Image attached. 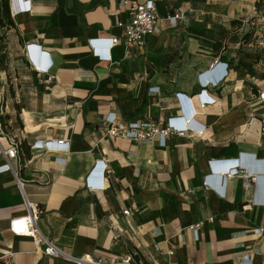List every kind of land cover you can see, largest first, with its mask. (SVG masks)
Segmentation results:
<instances>
[{
  "label": "crops",
  "instance_id": "obj_1",
  "mask_svg": "<svg viewBox=\"0 0 264 264\" xmlns=\"http://www.w3.org/2000/svg\"><path fill=\"white\" fill-rule=\"evenodd\" d=\"M26 1L27 9H14ZM184 1L160 5L158 31L129 51L109 44L122 34L117 22L129 16L120 0H11L14 25H0V166L13 143L18 157L15 171L0 172V264H69L10 231V220L29 212L26 197L42 209L40 232L77 255L130 253L133 264H264V82L251 57L238 67L226 49L230 30L204 21L227 13L228 4H209L195 24L186 14L171 24L167 14L191 9ZM97 39L110 60L95 54ZM28 45L50 54L51 81L36 71ZM217 61L229 64L228 76L209 90L215 103L201 107L200 74ZM222 74L218 68L211 76ZM179 93L189 99L185 109ZM110 112L163 121L183 114L204 133L174 135L165 145L110 138L101 132ZM61 139L69 148H42ZM242 156L249 178L232 171L243 167L213 165ZM96 160L111 170L101 191L86 186ZM197 223L198 239L190 228Z\"/></svg>",
  "mask_w": 264,
  "mask_h": 264
},
{
  "label": "built area",
  "instance_id": "obj_2",
  "mask_svg": "<svg viewBox=\"0 0 264 264\" xmlns=\"http://www.w3.org/2000/svg\"><path fill=\"white\" fill-rule=\"evenodd\" d=\"M122 7L128 12L127 20H120L117 22V26L122 30L120 36H114L109 38V44L112 46L123 45L126 50L131 51L132 48L141 49L144 48L152 35L158 31L159 24L162 20L160 14V5L167 4L171 6L172 0H120ZM11 5V0H10ZM28 8V3H16L14 9L16 11L24 10ZM13 10V9H12ZM11 10L13 17L14 12ZM186 12L181 8L174 13H169L166 19L171 24H178L180 20L185 17ZM102 42L100 39L92 40V44L95 46V54L101 58L111 59V55L100 49L99 44ZM27 53L31 56L34 63V67L37 72L48 74V81H51L53 76L50 70L53 67L51 56L47 51H42L41 46H27ZM220 68L223 74L218 78H213L211 74H214ZM211 71H206L200 74V91L195 96L198 100V104L201 107L214 104L216 98L210 94L209 90L213 87L220 86L221 82L225 77L228 76L229 64L226 62H215L211 65ZM154 89V88H152ZM179 100L183 105V108H187L189 99L178 94ZM259 98L264 101V90L260 91ZM193 114V110H192ZM188 123L186 116L183 114L171 116L166 121L155 120L151 118L142 119H125L116 112L108 113L101 126V132L104 136L110 138L123 137L132 141H153L159 140L160 144L165 145L169 137L174 135H185L188 132H192L196 135H203L204 129L193 130ZM193 130V131H192ZM262 130L264 131V121ZM45 149L53 148L58 149L57 151H63V145H67L69 148L70 144L66 140L47 141L42 143ZM39 145V144H36ZM6 163L0 166V172L13 170L15 168L12 164V160L18 157V148L15 143L11 147L3 150ZM243 158V160H242ZM232 160L217 161L213 165L220 166L221 168H230V166H238L243 168L233 167L232 171L249 178V172H247V166L244 163L245 157L242 156ZM245 167V168H244ZM95 168H100L98 175ZM95 171V173H94ZM249 171V169H248ZM110 174L111 170L108 163L104 160H96L92 173L86 179V186L89 189L94 190H105L110 185ZM97 175V176H96ZM258 177V176H257ZM256 178V177H253ZM208 183V181H206ZM24 182L19 180V188L23 191ZM25 204L29 210L27 215L13 217L10 220L9 229L14 235L28 236L34 238L35 242L41 246H44L43 252L45 255L55 259L62 260L69 264H133L134 257L132 254H127L123 258H106L95 256L92 253L74 254L65 248L59 246L54 240L43 235L38 227L37 221L42 213L41 207L27 197L25 198ZM130 213L129 209L123 210V214L127 215ZM201 223H197L191 226L193 234L198 239V228ZM259 230H257L258 232ZM249 258L246 255L245 261Z\"/></svg>",
  "mask_w": 264,
  "mask_h": 264
},
{
  "label": "rangeland",
  "instance_id": "obj_3",
  "mask_svg": "<svg viewBox=\"0 0 264 264\" xmlns=\"http://www.w3.org/2000/svg\"><path fill=\"white\" fill-rule=\"evenodd\" d=\"M216 1L221 0H185L184 3L190 2L191 5V9L186 11L190 23L195 24L198 18L205 17L201 13L205 11L206 6ZM223 1L228 4L227 13L213 16L211 21L204 19L205 23L221 32L229 29L231 35L226 41V49L235 53L238 60L251 57L256 72L260 73L258 78L264 82V0ZM184 3L182 6L186 5ZM247 52L251 55H245ZM177 55L178 52L169 56L175 58Z\"/></svg>",
  "mask_w": 264,
  "mask_h": 264
},
{
  "label": "trees",
  "instance_id": "obj_4",
  "mask_svg": "<svg viewBox=\"0 0 264 264\" xmlns=\"http://www.w3.org/2000/svg\"><path fill=\"white\" fill-rule=\"evenodd\" d=\"M256 5H258V3ZM5 24L14 25L11 15L10 0H0V25L4 26ZM215 47L219 49L221 47V42L217 43ZM242 60L243 59H239L238 67H240Z\"/></svg>",
  "mask_w": 264,
  "mask_h": 264
},
{
  "label": "clouds",
  "instance_id": "obj_5",
  "mask_svg": "<svg viewBox=\"0 0 264 264\" xmlns=\"http://www.w3.org/2000/svg\"><path fill=\"white\" fill-rule=\"evenodd\" d=\"M29 59L33 62V60H32V58H31V56L29 55ZM33 65H34V63H33Z\"/></svg>",
  "mask_w": 264,
  "mask_h": 264
}]
</instances>
